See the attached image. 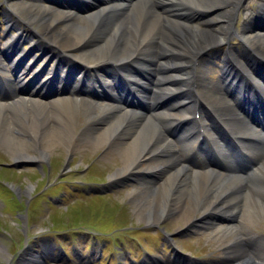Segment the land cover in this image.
Listing matches in <instances>:
<instances>
[{
    "label": "bare ground",
    "instance_id": "bare-ground-1",
    "mask_svg": "<svg viewBox=\"0 0 264 264\" xmlns=\"http://www.w3.org/2000/svg\"><path fill=\"white\" fill-rule=\"evenodd\" d=\"M85 1L88 3L84 4L82 14H78L67 5L58 6L49 0H5L12 5L8 3L9 7L5 8L11 24L27 28L35 25L31 33L34 38L48 45L57 57L78 61L83 68L79 75L70 76L66 75L64 65L56 63L50 68L52 78L36 83L39 86L35 88L32 86L35 75L26 79L28 69L17 68L25 56L24 50L16 48V35L8 34L2 54L8 51V56L17 57L10 59L16 73L13 80L4 79V82L9 86L21 84L19 91L35 89L32 96L16 98L17 89H6L0 79V123L11 129L5 139L13 140L8 152L16 160L36 163L47 158L54 148L67 147L72 153L75 149L73 135L69 136L72 118L78 116L79 107H89L93 112H88V125H105L102 129L89 127L82 136L96 148L116 137L123 139L117 148L121 166L109 176L111 181L132 176L141 184L140 189L133 188L128 194L134 198L142 219L157 222L163 214L175 209L181 217L198 208L204 216L224 214L211 226L214 237L219 236L220 231H239L235 223L237 217L253 233L264 234V225L254 224L264 216V120L240 105L239 98L243 94L236 89L241 84H249L247 79L252 76L253 65L250 60L264 61V44L256 40L264 36V31L254 30L249 23L254 18L264 17V0L257 15L247 18L241 29H236L233 21L243 0ZM244 9L246 12H240L242 19L249 10L248 6ZM234 35L248 53L232 50L223 61L224 88L220 94L216 90L217 80L203 85L207 66L199 61V56L215 46L228 45ZM1 65L5 66L0 62ZM101 67L108 71L100 70ZM45 69L46 65L40 72ZM97 70L102 73L98 74ZM116 74L128 84L134 97L130 91L124 95V86L115 84ZM58 79L63 85L57 90L66 95L47 101L40 98L39 95L44 94L42 87ZM97 87L100 92L106 91L104 97L92 94ZM194 92L197 100L204 102L219 122L229 128L237 144L236 151L219 141L205 116H200L199 122L189 118L190 113L198 110L191 106ZM90 93L87 98L85 95ZM176 94L180 96L175 97ZM260 96L264 101V88ZM101 98L106 100L98 101ZM142 101L143 108L138 104ZM9 110L12 114L7 116ZM170 110H176L180 117L170 118ZM178 120L188 126L187 131L182 132L183 139L179 140L167 132ZM43 124L47 128L41 134L38 128ZM190 124L197 127L195 134ZM199 127L204 128L203 132L198 131ZM17 130L27 141L15 136ZM204 132L212 136V144L223 161L186 164L175 142L188 144V139L199 138ZM41 140L44 144L40 146ZM239 155L251 159L250 167L241 169L235 164ZM156 169H163L164 178L148 179L146 175ZM169 193L173 194L170 204L167 203ZM236 239L240 240L238 236ZM248 240L245 253L240 249V242L234 245L226 242L230 261L248 264L249 257L262 259L260 263L264 264V252L256 250L253 236Z\"/></svg>",
    "mask_w": 264,
    "mask_h": 264
},
{
    "label": "rangeland",
    "instance_id": "rangeland-1",
    "mask_svg": "<svg viewBox=\"0 0 264 264\" xmlns=\"http://www.w3.org/2000/svg\"><path fill=\"white\" fill-rule=\"evenodd\" d=\"M259 2L243 0L240 10L244 11V8L249 6L246 15H254ZM8 3L11 5V2L0 0V49L5 47L4 38L8 34H15L19 48H24L26 55L30 57L24 59L20 67L23 69L30 66L28 77H32L33 71L37 72L43 66L44 60L49 56L54 57L55 53L48 45L37 41L31 35L33 30L9 22V11L5 10L9 7ZM156 8L160 9V6H155ZM242 21L243 19H239V15L236 14L234 25L240 28ZM249 23L251 28L264 31L263 18L250 20ZM256 40L264 44V36H259ZM230 45L238 51L244 49L237 38L231 39ZM30 49H35L32 54L29 52ZM224 52V46L214 48L207 52L209 57L202 59L208 65L204 86L212 82L211 79H217ZM32 55L42 57L35 58L34 61L31 59ZM4 58L0 53V61L8 63L1 73L13 78L11 63ZM56 63L71 67L70 70L76 71V75L82 73L80 68L82 64L78 61L67 62L62 58ZM100 70L108 71V68L101 67ZM211 70L217 73L212 75ZM49 75V70L40 72L34 83L37 80L44 81ZM66 75L74 76L73 73ZM54 84L56 86L42 88L44 95H40V98L47 101L59 95H66L56 91V87L61 85L58 80ZM34 87H37V84H34ZM100 91L94 90L92 94L97 93L103 97L102 94L105 92ZM30 93L32 94V91H26L21 95L30 96ZM92 94H86V97L89 98ZM87 108L79 107L78 116L72 118L69 136L73 135L72 146L76 150L74 149L72 153L71 150L68 154L67 147L54 148L47 158L41 159L38 163L31 160H16L8 152L13 140L5 139V135L10 134L11 129L0 123V264H213L207 260L197 261L192 260L190 256L177 255L171 250L173 244L176 249L187 254L189 251L198 255L206 253L203 257L200 255L198 259L224 258L225 254L220 249L225 248V240L234 239L231 232H228L230 235L225 234L228 235L225 240H214L200 229L203 226L201 221L185 229L186 217H179L177 209L162 216L157 220L158 223L146 221L139 216L134 198L128 191L133 188L140 189L141 184L132 176L119 181H111L109 176L121 166L117 148L123 139L116 137L112 142L102 143L97 148L87 143L85 141L87 138L82 134L90 128L102 129L105 125L103 123L88 125L86 120L93 109ZM11 114V110L7 111V116ZM172 115L177 116L178 113L172 112ZM13 121L21 122L16 119ZM45 128L47 127L43 124L39 126L38 131L42 134ZM15 136L27 141L18 130ZM78 137H81L80 140ZM41 141L40 146L44 144ZM160 175L159 171L152 172L148 174V179L154 180ZM171 199L173 194L169 193L167 201ZM187 215L189 217L191 213ZM241 225L240 233L246 236L250 231L245 222ZM258 242L260 243H257L256 250L260 252L263 250L262 241ZM124 247L132 250L126 252ZM126 259L140 261L126 263ZM254 260L256 264H261L258 259Z\"/></svg>",
    "mask_w": 264,
    "mask_h": 264
}]
</instances>
